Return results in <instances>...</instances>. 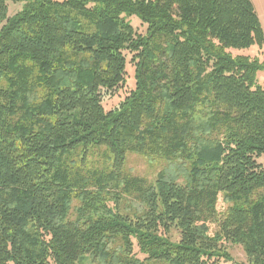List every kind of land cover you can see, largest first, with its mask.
<instances>
[{"label": "trees", "instance_id": "16d2710c", "mask_svg": "<svg viewBox=\"0 0 264 264\" xmlns=\"http://www.w3.org/2000/svg\"><path fill=\"white\" fill-rule=\"evenodd\" d=\"M263 44L251 0H0V264H219L228 242L264 264L261 66L232 53Z\"/></svg>", "mask_w": 264, "mask_h": 264}, {"label": "rangeland", "instance_id": "374dc122", "mask_svg": "<svg viewBox=\"0 0 264 264\" xmlns=\"http://www.w3.org/2000/svg\"><path fill=\"white\" fill-rule=\"evenodd\" d=\"M256 10V13L260 19V23L264 32V0H251ZM25 2H17V3H9L8 4V17L12 18L21 12L24 8ZM135 31L140 35H145L147 32V26L144 25L137 17H131L127 19ZM234 56L242 55L246 56L252 61H257L260 64L261 69L256 74V86H260L264 89V44L263 45H254L250 49L241 50V51H233ZM128 76L127 86L113 94L112 96H106L103 102L104 109L106 111H110L119 106V104L125 99L128 93L134 89L135 81H134V68L131 65L127 66ZM88 167L90 168H103L107 166L110 162L108 160V152L105 148H101L100 150H93L90 152L88 156ZM264 166V157L258 160ZM125 171L134 177L144 178L149 182H154L158 175L164 171H167L171 174H176L175 166L173 163L168 162L165 159L155 158L150 156H143L138 154L130 153L127 155V160L125 164ZM183 182V178L180 180ZM77 203L74 202L73 207L75 208ZM128 207V202H124L122 208ZM230 207V204H227L224 201V198L220 196L217 209L218 212L223 213ZM74 211V210H73ZM72 211V212H73ZM73 216L75 217V211ZM210 227V235L214 236L218 232V226L215 223H209ZM225 249L228 251L231 261H227L225 259H221L219 264H247L248 259L245 253L244 248L241 245L234 243H226L224 245ZM133 253L140 260H144L145 257L139 252L137 246L134 247ZM94 259L92 257H87L85 261L81 264H98L94 263Z\"/></svg>", "mask_w": 264, "mask_h": 264}]
</instances>
